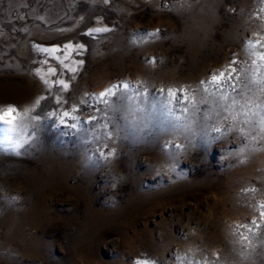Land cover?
Returning a JSON list of instances; mask_svg holds the SVG:
<instances>
[{"label":"rangeland","instance_id":"rangeland-1","mask_svg":"<svg viewBox=\"0 0 264 264\" xmlns=\"http://www.w3.org/2000/svg\"><path fill=\"white\" fill-rule=\"evenodd\" d=\"M250 40L264 0H0V108L42 117L0 154V264H264V139L201 83L232 61L238 90L264 79Z\"/></svg>","mask_w":264,"mask_h":264},{"label":"snow or ice","instance_id":"snow-or-ice-1","mask_svg":"<svg viewBox=\"0 0 264 264\" xmlns=\"http://www.w3.org/2000/svg\"><path fill=\"white\" fill-rule=\"evenodd\" d=\"M109 30L110 29L107 28H94L89 31V34L91 35L94 32H108ZM147 35L153 36L155 34L148 33ZM258 43V41L253 43L250 40L246 46V50L248 51L249 56L258 55L259 59L261 61H264V52L257 53L255 51L256 45ZM38 47L39 51L45 54L55 53L58 50H62L59 49L58 46H53L51 48L43 46ZM65 47L67 48V46ZM83 49L84 45H75L73 47V50L76 51L78 54L82 52ZM83 63V60L78 61V65H82ZM149 63H156V61L153 58V60L149 61ZM236 63L237 61H232V65H235ZM253 64L255 65V61H253ZM232 65L229 66L227 72L221 71L219 74H213L211 76L210 81H201V83L204 84L206 88H208L209 85H214L216 87L219 96L213 94V101L220 109V113H218V115L223 112H227L231 119L236 122V124L243 123L245 127L239 129V131L241 132L242 140L246 138L245 129H247V137H250L252 141H255L257 139V136H259L261 139H264V114H262L261 111L264 110V98H261L264 97V79L257 80L251 75H245L243 81H239V83H242L244 86L243 88L238 90L236 82V73L238 69L232 67ZM259 67V65H255L256 70H258ZM76 70L77 69H73V71ZM261 75L264 76V73H261ZM44 82L47 83V81ZM58 84L64 89H67L69 87V85L63 80L58 81ZM130 88L131 86L127 82L113 84L110 88L106 89L105 91H101L98 99L101 102L106 103L107 97H116L118 92H121V90H128ZM226 88H230L232 93H234L235 95L230 98L229 94L225 91ZM248 93H251V95H248ZM169 96H171L174 100H176L178 97H180L184 102H187L188 100V97L185 94V90L183 89L179 90V92L169 89ZM236 96H239L241 99H243L244 103L239 104V106H237L238 100L236 99ZM43 99V97L37 99L35 101V105L39 106L41 104V100ZM128 99L131 100L132 97L129 96ZM200 103L207 104L208 101L207 99H203L200 101ZM195 106L196 102L194 101L193 107ZM185 111H187V109H185ZM30 112L32 113V115L30 116L31 126L33 129H35L39 126V123L42 119L35 106L31 109L24 108L22 113L20 108L16 105H7L3 108H0V126H4L7 132L11 134L8 137L7 148H0V154L5 153L7 151H11L18 155L20 153V150L26 147V144L28 143L30 138L27 134V125L23 123V119L28 118ZM64 116L67 117L68 113L65 112ZM229 116H225L224 119L227 120ZM63 122L64 121H61V123ZM72 126L75 127V125ZM211 130L216 133H220L222 131L219 125H213ZM253 132H255L256 135H252ZM17 133H20L26 138L21 139L19 135H13ZM32 134L34 135V132ZM175 147L178 150L183 149V145L177 144L175 145ZM247 147L248 144H245L244 147L240 148L236 154L239 155ZM261 215H264V213H261Z\"/></svg>","mask_w":264,"mask_h":264}]
</instances>
